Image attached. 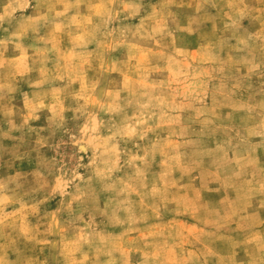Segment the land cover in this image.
Segmentation results:
<instances>
[{
  "label": "rangeland",
  "instance_id": "obj_1",
  "mask_svg": "<svg viewBox=\"0 0 264 264\" xmlns=\"http://www.w3.org/2000/svg\"><path fill=\"white\" fill-rule=\"evenodd\" d=\"M0 264H264V0H0Z\"/></svg>",
  "mask_w": 264,
  "mask_h": 264
}]
</instances>
